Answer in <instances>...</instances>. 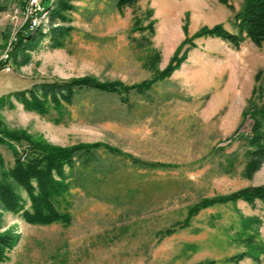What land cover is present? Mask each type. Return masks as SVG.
Wrapping results in <instances>:
<instances>
[{
	"label": "rangeland",
	"instance_id": "374dc122",
	"mask_svg": "<svg viewBox=\"0 0 264 264\" xmlns=\"http://www.w3.org/2000/svg\"><path fill=\"white\" fill-rule=\"evenodd\" d=\"M43 1L0 0V123L91 153L65 166L56 206L69 222H27L16 185L22 208L0 212V231L17 238L0 264H264V204L240 195L264 185V160L250 175L264 148V42L199 34L237 33L246 0H71L58 35ZM34 21L48 34L23 45ZM83 77L131 90L37 103L26 92ZM29 151L0 132V171Z\"/></svg>",
	"mask_w": 264,
	"mask_h": 264
},
{
	"label": "trees",
	"instance_id": "16d2710c",
	"mask_svg": "<svg viewBox=\"0 0 264 264\" xmlns=\"http://www.w3.org/2000/svg\"><path fill=\"white\" fill-rule=\"evenodd\" d=\"M70 1L71 0L43 1V11L48 9L47 27L50 34L53 33V35H58L63 30L60 21L64 19L63 11L69 8ZM135 1L137 0H120L119 3L122 5L124 3H134ZM42 12H38L39 18ZM236 17L238 19L237 33L230 32L220 25H217L212 28H204L199 34L215 35L234 47L239 46L245 38H250L258 44L264 42V0H246L243 10L239 12ZM43 23L44 22H40L37 27L36 24L30 23L34 32L31 34V32L28 31L23 35V45L30 43L34 44L48 34V32L43 31ZM18 43L19 42H15L13 44V49L18 46ZM114 85L117 84L99 82L94 78L83 77L35 84L26 92L32 97V101L37 103L40 98L47 99L48 97H51V99H58L60 96L70 100L76 93L84 89H95L109 93L125 92L126 94L131 90L129 86L116 88ZM147 85L148 82L137 85L135 87V93L145 94L148 89ZM260 125V122L255 120L254 133L256 139L258 137ZM0 132L9 139L27 140L31 150L25 161L16 158L12 169L9 171L2 169L0 171V212L6 209L17 211L22 208V206H18L20 205V198L19 194L15 191L16 185H21L27 190L32 201L31 210H26L23 213L27 222L42 224L56 221L69 222L71 219L70 214L68 212L61 213L56 206L58 198L66 193L70 185V182H67L65 179V166L72 168L77 154L81 156L84 153H91L90 146L76 145L66 148L52 146L45 144L42 140L6 130L1 126V123ZM97 145L98 144L91 146ZM110 150L116 151V149L113 148H110ZM254 158L255 163L250 168V175L260 168L264 160L263 147H259L254 151ZM134 161L137 160L134 159ZM33 183H35V185ZM240 195L251 203L260 201L264 204V185L245 188L240 191ZM190 210L191 212L186 218V222L197 212L196 210L194 211V209ZM16 238L17 237L8 230L0 231V257L6 249H10L14 246Z\"/></svg>",
	"mask_w": 264,
	"mask_h": 264
},
{
	"label": "built area",
	"instance_id": "2783aa9c",
	"mask_svg": "<svg viewBox=\"0 0 264 264\" xmlns=\"http://www.w3.org/2000/svg\"><path fill=\"white\" fill-rule=\"evenodd\" d=\"M36 22L34 21V24H35Z\"/></svg>",
	"mask_w": 264,
	"mask_h": 264
}]
</instances>
